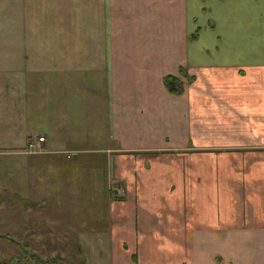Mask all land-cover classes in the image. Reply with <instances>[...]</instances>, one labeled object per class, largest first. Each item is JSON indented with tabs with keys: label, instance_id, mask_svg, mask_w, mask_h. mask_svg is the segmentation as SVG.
Segmentation results:
<instances>
[{
	"label": "crops",
	"instance_id": "obj_1",
	"mask_svg": "<svg viewBox=\"0 0 264 264\" xmlns=\"http://www.w3.org/2000/svg\"><path fill=\"white\" fill-rule=\"evenodd\" d=\"M64 2L68 29L42 36L67 59L38 68L97 85L83 128L41 135L39 155L100 151L115 185L104 208H73L77 243L107 264H264V0Z\"/></svg>",
	"mask_w": 264,
	"mask_h": 264
},
{
	"label": "rangeland",
	"instance_id": "obj_2",
	"mask_svg": "<svg viewBox=\"0 0 264 264\" xmlns=\"http://www.w3.org/2000/svg\"><path fill=\"white\" fill-rule=\"evenodd\" d=\"M67 10L66 3L59 5L57 0H0V235L11 234L13 239H0V259L7 262L27 245L28 253L49 264H85L83 247L87 264H107L94 254L101 246L78 244L69 228L72 210L78 209L73 208L109 204V187L115 185L109 182L112 174L99 162L102 152L39 155L43 150L37 145L41 135L59 141L66 138L70 125L83 128L82 121L88 120L85 98L89 86L97 85L84 68L77 70L75 79L91 82L85 86L75 83L66 69L38 68L54 56L67 59L66 51H55L67 45L62 36L56 32L58 40L50 47L47 44L52 38L42 36L46 31L68 29ZM20 50L24 56L17 54ZM21 59L23 67L17 68ZM93 88L92 92H97ZM94 126L100 129L103 125ZM103 129L106 132V126ZM106 133L110 138V131ZM87 161L91 163L86 169ZM23 199L44 200L47 206L40 211ZM104 248L109 252V245Z\"/></svg>",
	"mask_w": 264,
	"mask_h": 264
},
{
	"label": "trees",
	"instance_id": "obj_3",
	"mask_svg": "<svg viewBox=\"0 0 264 264\" xmlns=\"http://www.w3.org/2000/svg\"><path fill=\"white\" fill-rule=\"evenodd\" d=\"M181 73L183 75H186V71L183 69L181 70ZM165 84L168 87L169 91L174 94H181L184 91V85L182 81L175 77V76H169L165 78ZM0 239H7L9 241H13L12 237L9 234L0 235ZM28 249L27 245L23 247V251L13 257L10 262H7L6 260L0 259V264H32L29 259L34 261L35 264H49V262H44L41 260V258L38 257V255L34 253H28L26 250ZM30 257V258H29Z\"/></svg>",
	"mask_w": 264,
	"mask_h": 264
},
{
	"label": "built area",
	"instance_id": "obj_4",
	"mask_svg": "<svg viewBox=\"0 0 264 264\" xmlns=\"http://www.w3.org/2000/svg\"><path fill=\"white\" fill-rule=\"evenodd\" d=\"M38 142H39V143L45 142V138H44V137H40V138L38 139ZM29 145H30L31 147H34V143H33V142L29 143Z\"/></svg>",
	"mask_w": 264,
	"mask_h": 264
}]
</instances>
